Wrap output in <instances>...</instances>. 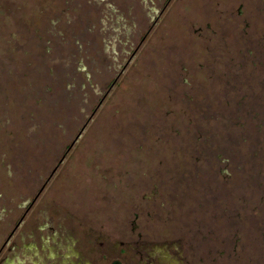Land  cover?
Returning a JSON list of instances; mask_svg holds the SVG:
<instances>
[{"label":"rangeland","instance_id":"obj_1","mask_svg":"<svg viewBox=\"0 0 264 264\" xmlns=\"http://www.w3.org/2000/svg\"><path fill=\"white\" fill-rule=\"evenodd\" d=\"M0 195V264H264V0H0Z\"/></svg>","mask_w":264,"mask_h":264},{"label":"flooded vegetation","instance_id":"obj_2","mask_svg":"<svg viewBox=\"0 0 264 264\" xmlns=\"http://www.w3.org/2000/svg\"><path fill=\"white\" fill-rule=\"evenodd\" d=\"M20 192V191H19ZM15 193V191H14ZM5 194V193H4ZM0 198H2V195H0ZM29 201H25V205ZM2 211H7L12 216L9 218L10 220L5 219V214L0 212V255L3 252L5 246L9 243V241L12 239V236L14 235L15 231L20 227L24 215L21 216L20 212L21 209L25 206L23 205H16L15 202L8 204V206H5V202H1ZM14 223V225H13Z\"/></svg>","mask_w":264,"mask_h":264},{"label":"trees","instance_id":"obj_3","mask_svg":"<svg viewBox=\"0 0 264 264\" xmlns=\"http://www.w3.org/2000/svg\"><path fill=\"white\" fill-rule=\"evenodd\" d=\"M111 264H123L120 260L116 259Z\"/></svg>","mask_w":264,"mask_h":264}]
</instances>
